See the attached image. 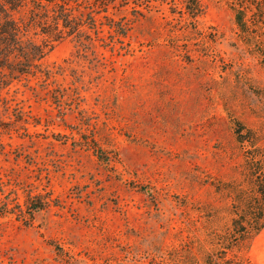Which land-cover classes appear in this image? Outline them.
<instances>
[{
    "label": "rangeland",
    "instance_id": "374dc122",
    "mask_svg": "<svg viewBox=\"0 0 264 264\" xmlns=\"http://www.w3.org/2000/svg\"><path fill=\"white\" fill-rule=\"evenodd\" d=\"M80 1L86 34L37 37L48 76L0 78V264H264V227H234L264 214L256 0L244 28L233 0L196 17L183 0Z\"/></svg>",
    "mask_w": 264,
    "mask_h": 264
},
{
    "label": "trees",
    "instance_id": "16d2710c",
    "mask_svg": "<svg viewBox=\"0 0 264 264\" xmlns=\"http://www.w3.org/2000/svg\"><path fill=\"white\" fill-rule=\"evenodd\" d=\"M183 1L190 16H198L202 9L200 0ZM233 1L236 20L244 28L245 17L252 7L250 0ZM73 2H76V7ZM79 3V0H0V78L3 84L6 85V78H11L14 73L49 75V70L43 68L42 59L52 44L46 43L48 40H41L39 43L37 37L40 35L48 38L53 36L51 41H55L64 34H86L83 28L85 24L95 26L97 19L93 8H89L91 11L86 17L81 7L90 6H80L78 9ZM256 8L264 20V0H256ZM88 20L91 22H86ZM239 141H242L241 138ZM252 158L255 162L259 161L256 156ZM253 177L257 184L259 204L264 205V170L254 168ZM40 208L41 204L32 206V210ZM244 219L241 223L237 219L234 220L235 228L241 225L242 229L238 235L242 240L259 233L264 227L263 212H251Z\"/></svg>",
    "mask_w": 264,
    "mask_h": 264
}]
</instances>
